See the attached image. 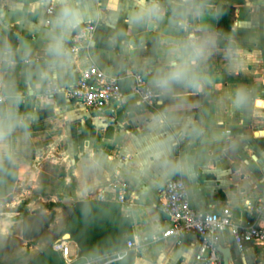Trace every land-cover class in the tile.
Segmentation results:
<instances>
[{
    "label": "crops",
    "instance_id": "obj_1",
    "mask_svg": "<svg viewBox=\"0 0 264 264\" xmlns=\"http://www.w3.org/2000/svg\"><path fill=\"white\" fill-rule=\"evenodd\" d=\"M205 4L202 18L190 19L187 31H177L167 18L156 28L130 29L126 14L109 25L115 0H96L98 30L91 49L73 55L70 86L91 62L119 77L124 98L116 106V123L62 92L46 98L27 80V65L17 63L11 76L25 93L19 111L30 116L29 135L14 134V160L0 172V221L10 224L0 238V264H86L89 259L92 264H196L197 236L153 241L169 226L162 207L169 180L141 184L133 175L138 161L134 141L145 133L140 117L174 105L181 120L191 121L199 134L184 133L180 124L167 130L173 136L171 158L187 159L194 176L170 180L185 181L197 210L218 212L229 206L235 222L244 225L260 218L252 208L264 201V0ZM227 7L228 18L223 14ZM220 10L229 20L222 23V31ZM52 13L48 9L44 19L9 14L0 20V43L7 40L15 48L26 41L33 60L42 65L44 21ZM202 25L217 38L204 65L210 82L195 93L177 89L175 100L160 97L154 106L141 104L133 93L132 74L140 73L149 82L148 66L163 65L172 42L201 35ZM240 89L248 96L244 106L234 104ZM45 175L56 177L57 186L44 188ZM116 175L130 186L125 204L109 186ZM261 219L264 222V213ZM67 234L70 263L55 248ZM130 242L135 246L129 247ZM223 247L232 249L234 264H264V246L248 244L240 250L227 233ZM119 255L122 258L116 259Z\"/></svg>",
    "mask_w": 264,
    "mask_h": 264
},
{
    "label": "clouds",
    "instance_id": "obj_2",
    "mask_svg": "<svg viewBox=\"0 0 264 264\" xmlns=\"http://www.w3.org/2000/svg\"><path fill=\"white\" fill-rule=\"evenodd\" d=\"M115 3L116 8L112 10L107 23L112 25L118 22L121 15L126 14L125 23L130 29L156 28L167 18L169 27L187 31L189 20L202 18L206 7L205 0H166V3L161 0H123V3L115 0ZM49 8L54 9V12L50 19L44 21L46 32L42 65L33 60L30 45L26 41H21L15 48L7 40L0 43V172L14 160V134L20 131L24 138L29 135L30 116L19 111L25 93L19 90L11 76L17 63L27 65V80L45 96L61 87L70 86L75 61L69 42L73 34L83 39L86 26L99 19L96 0H5V3H0V20L9 14L44 19L43 13ZM200 32L201 35L173 41L163 65L148 66L151 93L175 100L177 89L195 93L210 82L204 65L216 47L217 38L205 25L201 26ZM87 43L90 45L91 40ZM134 47L129 42V48ZM247 103L246 92L243 89L237 90L234 104L244 106ZM139 122L145 133L134 141L138 154L137 166L133 169L135 179L141 184L167 181L176 175L192 180L194 176L189 161L171 158L173 136L167 130L180 124L184 133L197 135L198 127L191 121H182L175 105L141 116ZM89 163L94 164L95 161ZM9 227L10 224L0 221V238L7 235ZM152 227L153 231H158V225L153 224ZM86 264H91V259Z\"/></svg>",
    "mask_w": 264,
    "mask_h": 264
},
{
    "label": "built area",
    "instance_id": "obj_3",
    "mask_svg": "<svg viewBox=\"0 0 264 264\" xmlns=\"http://www.w3.org/2000/svg\"><path fill=\"white\" fill-rule=\"evenodd\" d=\"M52 12L53 9L49 8V13ZM98 26L97 22L87 25L83 39L73 34L69 48L74 56L83 49L87 51L91 49ZM89 39L90 45L87 43ZM132 77L133 93L138 97L139 102L150 107L154 106L160 97L149 91L146 77L140 73H134ZM59 92L70 100L80 102L91 113L103 116L110 124L116 123V106L124 98L119 77L107 74L94 62L81 71L74 85L65 89L59 88L56 92L44 96L49 98ZM109 186L115 191L117 200L125 204L130 189L129 183L116 175L110 180ZM162 198V207L169 220V226L161 234L154 235L153 241L167 238L181 240L187 235L197 236L199 243L195 255L196 264H223L219 249L223 246L227 233L231 234L240 250L248 244L264 246V222L261 219L264 213V201H260L252 208L260 218L254 224L244 225L235 222L229 206L218 212L195 209L190 202L188 187L181 178H173L167 182ZM134 246V243H129V247ZM55 248L61 251L70 263L68 240L61 239L55 244ZM120 258L122 255L116 259Z\"/></svg>",
    "mask_w": 264,
    "mask_h": 264
},
{
    "label": "trees",
    "instance_id": "obj_4",
    "mask_svg": "<svg viewBox=\"0 0 264 264\" xmlns=\"http://www.w3.org/2000/svg\"><path fill=\"white\" fill-rule=\"evenodd\" d=\"M230 12H231V8H229V7H227L226 9H224V11H223V14L224 15H226L227 16V18H228V15L230 14ZM218 17H219V30L220 31H222V23L225 21V22H229V20L227 19V21H226V19H223V15H222V10H220L219 11V14H218ZM228 25V24H227ZM228 27V26H227ZM53 168H54V170H61V167L60 166H53ZM64 171H63V175H64ZM47 180H51L52 181V184H48L47 182L45 183V185H43V187L45 188H50V190L52 189V188H54V186L56 185L57 186V184H56V177L55 178H49V179H47ZM43 184V180H42V178H41V185Z\"/></svg>",
    "mask_w": 264,
    "mask_h": 264
},
{
    "label": "water",
    "instance_id": "obj_5",
    "mask_svg": "<svg viewBox=\"0 0 264 264\" xmlns=\"http://www.w3.org/2000/svg\"><path fill=\"white\" fill-rule=\"evenodd\" d=\"M68 238L69 234H67L63 239L68 240ZM219 250L223 255L224 264H234L233 252L230 247L221 246Z\"/></svg>",
    "mask_w": 264,
    "mask_h": 264
},
{
    "label": "rangeland",
    "instance_id": "obj_6",
    "mask_svg": "<svg viewBox=\"0 0 264 264\" xmlns=\"http://www.w3.org/2000/svg\"><path fill=\"white\" fill-rule=\"evenodd\" d=\"M48 170V168H46V171ZM48 179V177H46V175H45V177H44V180H43V182L45 181V182H47L49 185L50 184H52V181L51 180H47ZM49 217L51 218V220H53V219H55V217H54V214H50L49 215ZM39 230V229H38ZM38 230H36V231H38ZM53 230V234H54V229H52ZM41 233V232H40ZM47 234H49V235H51V232L50 233H47Z\"/></svg>",
    "mask_w": 264,
    "mask_h": 264
}]
</instances>
